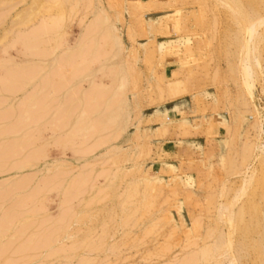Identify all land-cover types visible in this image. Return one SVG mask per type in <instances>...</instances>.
Instances as JSON below:
<instances>
[{"label":"rangeland","instance_id":"374dc122","mask_svg":"<svg viewBox=\"0 0 264 264\" xmlns=\"http://www.w3.org/2000/svg\"><path fill=\"white\" fill-rule=\"evenodd\" d=\"M245 17L264 0H0V264H264Z\"/></svg>","mask_w":264,"mask_h":264},{"label":"bare ground","instance_id":"6f19581e","mask_svg":"<svg viewBox=\"0 0 264 264\" xmlns=\"http://www.w3.org/2000/svg\"><path fill=\"white\" fill-rule=\"evenodd\" d=\"M252 17V16H251ZM246 18V17H245ZM244 18V21H246L247 19V21H249V25H248V27L246 28L247 29V36H248V38H247V44H246V46H242V48L244 47V48H246V49H244V50H246V52H245V57H244V59H243V61H242V68H241V70H242V75H243V78H244V81H245V83L246 84H249V85H251V82L253 81V75H254V73H256V72H254V67L256 66L255 64H254V67L252 66V59H251V54H252V50L250 49V45H249V43L250 42H254L255 41V38L257 39V27L259 26H261V25H263V20H259V21H257L256 23L255 22H252L251 21V19L250 18H246L245 19ZM246 23V22H245ZM246 24H248V23H246ZM254 40V41H253ZM254 45V44H253ZM256 46V45H255ZM254 48V47H253ZM242 50V49H241ZM244 53V52H243ZM255 61V60H254ZM256 62H257V65L259 66V62L256 60ZM244 83V84H245ZM246 84H245V86H246ZM251 88V87H250ZM249 87H248V85H247V89H250ZM251 96V95H250ZM257 107V106H256ZM260 117V116H259ZM261 124V123H260ZM261 150H262V152H263V155H264V146H262V148H260ZM245 188H246V186H245ZM243 191H245V190H243V187H242V190H240L238 193H239V195L242 193ZM239 195L237 196V197H239ZM236 199V198H235ZM232 214V213H231ZM230 214V215H231ZM229 215V216H230ZM233 216L231 215V218H232ZM221 236V235H220ZM222 237V236H221ZM220 237V239H216V240H219L217 243H218V245H217V243L216 244H213L214 246H215V248H214V250L215 249H217V246H219V248H220V246L223 244L220 240L222 239ZM220 242V243H219ZM219 244H221V245H219ZM194 245V244H193ZM217 245V246H216ZM213 246V247H214ZM221 247H223V245L221 246ZM225 247V246H224ZM210 247H208V248H206V249H202L203 251L204 250H206V251H209V250H207V249H209ZM221 250V249H220ZM216 252L217 251H219V250H215ZM215 251H213V253L215 252ZM264 252V251H263ZM203 253V254H202ZM210 253V252H209ZM211 253H212V249H211ZM200 254H201V257L202 256H204V252H200ZM206 254V253H205ZM218 254V253H217ZM224 254V253H223ZM209 254H207V256H208ZM212 255V254H211ZM220 255H222V254H220ZM218 256V255H217ZM211 257H213V255L211 256ZM264 257V256H263ZM205 258V256L203 257V259ZM208 258V257H207ZM206 259V258H205ZM207 260V259H206ZM205 260V261H206ZM233 260V259H232ZM235 261V260H234ZM233 261V262H234ZM215 262H216V260H215ZM187 263V262H186ZM213 263H214V261H213ZM189 264V263H188Z\"/></svg>","mask_w":264,"mask_h":264}]
</instances>
